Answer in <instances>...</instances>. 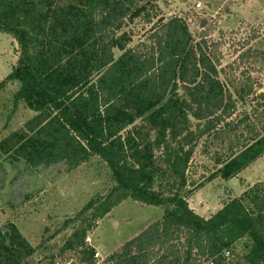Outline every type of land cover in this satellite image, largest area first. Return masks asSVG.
<instances>
[{
    "label": "trees",
    "instance_id": "16d2710c",
    "mask_svg": "<svg viewBox=\"0 0 264 264\" xmlns=\"http://www.w3.org/2000/svg\"><path fill=\"white\" fill-rule=\"evenodd\" d=\"M137 21L150 30L132 45ZM200 26L208 28L196 42L187 17L164 18L155 0H0V32L19 46L0 88L17 84L14 110L34 114L0 142V154L70 171L97 159L108 172L107 190L61 226L70 233L50 264H264V186L209 218L189 205L200 146L218 167L210 180L234 179L264 156V122L251 117L258 110L239 112L249 102L263 107L264 92L250 79L226 89L223 42L208 40L207 20ZM127 201L163 215L100 262L87 239ZM41 247L13 223L0 228V264H35Z\"/></svg>",
    "mask_w": 264,
    "mask_h": 264
},
{
    "label": "rangeland",
    "instance_id": "374dc122",
    "mask_svg": "<svg viewBox=\"0 0 264 264\" xmlns=\"http://www.w3.org/2000/svg\"><path fill=\"white\" fill-rule=\"evenodd\" d=\"M155 4L166 19L175 15L187 17L196 42L208 28L200 26L201 20L215 27L208 40L223 42L220 79L226 89L234 92L250 79L255 82V90L261 87L259 93L264 92V0H155ZM129 30L134 35L132 45H135L145 41L150 26L137 21ZM246 42L249 43L245 45ZM115 54L118 57L120 52L115 51ZM243 54L245 57L241 61ZM18 57V43L11 35L0 32V83L12 72ZM17 89V84L9 83L0 88V142L9 133L22 128L34 115L24 106L14 110L13 95ZM262 104L258 109L256 103L249 102L240 106L239 112L247 110L252 115L258 110L259 117H251L260 127L258 120L264 122ZM201 148L196 151L189 172L190 181L198 188L189 205L198 215L209 218L250 188L264 186V156L234 179L210 180L218 167ZM215 152L216 149H212L211 156ZM108 186V172L97 159L70 171L63 164L35 169L24 163L11 164L0 154V228L13 223L33 247L43 244L34 263L50 264L51 255L58 254L70 233H58L63 223L75 216L93 196L104 193ZM162 215L161 208L133 201L116 207L88 237L91 246L100 254L98 260L101 262L118 251L159 221ZM238 251L245 254L241 244Z\"/></svg>",
    "mask_w": 264,
    "mask_h": 264
},
{
    "label": "built area",
    "instance_id": "2783aa9c",
    "mask_svg": "<svg viewBox=\"0 0 264 264\" xmlns=\"http://www.w3.org/2000/svg\"><path fill=\"white\" fill-rule=\"evenodd\" d=\"M197 7L200 8V7H201V4H197ZM263 69H264V68H263ZM87 243H88L89 245H91V241H90L89 238L87 239ZM99 257H100V254H99L98 252H96V254H95V258L98 259ZM68 264H73V260H70V262H69Z\"/></svg>",
    "mask_w": 264,
    "mask_h": 264
},
{
    "label": "crops",
    "instance_id": "0c3cea01",
    "mask_svg": "<svg viewBox=\"0 0 264 264\" xmlns=\"http://www.w3.org/2000/svg\"><path fill=\"white\" fill-rule=\"evenodd\" d=\"M91 241V240H90Z\"/></svg>",
    "mask_w": 264,
    "mask_h": 264
}]
</instances>
